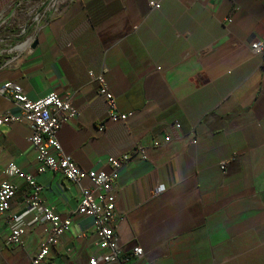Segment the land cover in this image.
<instances>
[{
	"label": "crops",
	"instance_id": "crops-1",
	"mask_svg": "<svg viewBox=\"0 0 264 264\" xmlns=\"http://www.w3.org/2000/svg\"><path fill=\"white\" fill-rule=\"evenodd\" d=\"M14 2L0 0V87L70 98L80 116L58 139L82 169L108 173L109 157L132 154L115 187L121 264H264V57L250 51L264 40V0H66L29 19ZM101 74L132 114L126 125L109 119ZM9 114L20 110L0 96ZM30 133L22 120L0 125V181L15 164L42 186L43 205L72 217L43 264H90L106 252L94 219L76 214L78 187L37 173ZM26 193L19 182L0 215V264H31L50 232L26 213ZM10 214L26 231L19 247L6 243ZM136 246L143 257L125 262Z\"/></svg>",
	"mask_w": 264,
	"mask_h": 264
},
{
	"label": "built area",
	"instance_id": "built-area-1",
	"mask_svg": "<svg viewBox=\"0 0 264 264\" xmlns=\"http://www.w3.org/2000/svg\"><path fill=\"white\" fill-rule=\"evenodd\" d=\"M62 2L54 7L53 13L59 12ZM150 7L159 9L160 4L150 1ZM28 27L29 24H25L24 31ZM250 51L254 56L264 57V40L254 39L251 41ZM95 79L99 83L98 95L104 98L108 107L109 119L126 125L132 114L122 113L118 110L116 99L108 89L104 74ZM0 96L11 97L20 110L18 116L9 114L0 117V125H10L22 120L30 128L31 133L28 137V142L37 151V173L50 172L58 174L79 188L80 200L76 214L94 219L100 247L106 251L101 257L91 259L89 263L98 264L102 261L106 264H121L119 256L122 249L116 234L115 225V187L121 167L130 160L132 154H124L118 158L109 157L107 164L110 166L111 171L108 173L105 171H86L64 152L58 139L61 127L77 120L80 116L73 107L70 98L62 99L58 94L51 92L42 98L31 100L23 92L22 88L14 83H6L1 86ZM179 128L180 126L176 125V129ZM104 129L105 127L101 125L99 130L104 131ZM170 141L171 137H164L165 143ZM133 151L140 153L144 158L145 150L142 146H135ZM220 168L222 171L226 170L224 164ZM5 174L8 179L0 181V215L5 216L10 212L11 200L18 190V183L21 182L27 187V195L22 200L26 213L38 211L42 220L50 227V232L44 245L31 262V264H43L50 249L70 230L72 217L70 215H60L53 208L43 205L41 200L43 188L36 182L34 175L24 171L15 164L8 165ZM83 182H87L88 185L84 186ZM10 218L12 229L6 243L10 247H19L26 231L24 227L18 224L21 216L10 214ZM142 257V248L136 246L125 258V262Z\"/></svg>",
	"mask_w": 264,
	"mask_h": 264
},
{
	"label": "rangeland",
	"instance_id": "rangeland-1",
	"mask_svg": "<svg viewBox=\"0 0 264 264\" xmlns=\"http://www.w3.org/2000/svg\"><path fill=\"white\" fill-rule=\"evenodd\" d=\"M61 1L64 0H18L17 3H15L16 1L14 2L17 8L16 15L20 14V17L25 19L34 18L39 9H41V11L45 9L53 11L54 7Z\"/></svg>",
	"mask_w": 264,
	"mask_h": 264
},
{
	"label": "water",
	"instance_id": "water-1",
	"mask_svg": "<svg viewBox=\"0 0 264 264\" xmlns=\"http://www.w3.org/2000/svg\"><path fill=\"white\" fill-rule=\"evenodd\" d=\"M36 45H37V43L35 42V43H33V44L30 46V48H31V49H34V48L36 47Z\"/></svg>",
	"mask_w": 264,
	"mask_h": 264
}]
</instances>
